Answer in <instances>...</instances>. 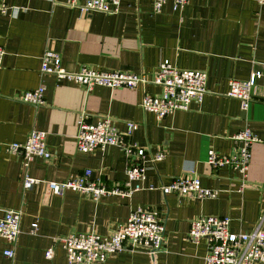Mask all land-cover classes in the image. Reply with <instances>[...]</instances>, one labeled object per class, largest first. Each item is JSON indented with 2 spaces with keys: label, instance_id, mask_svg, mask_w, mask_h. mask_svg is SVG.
I'll use <instances>...</instances> for the list:
<instances>
[{
  "label": "crops",
  "instance_id": "0c3cea01",
  "mask_svg": "<svg viewBox=\"0 0 264 264\" xmlns=\"http://www.w3.org/2000/svg\"><path fill=\"white\" fill-rule=\"evenodd\" d=\"M2 5L9 7L1 13ZM0 42L5 56L0 68V145L24 143L33 131L48 133L50 160L35 159L27 169L40 181L23 186L22 158L0 147V217L21 210V234L15 246L17 264H69L57 241L73 233L110 235L137 209L159 211L165 222L163 250L153 259L144 251H125L101 264H207L206 241H189L191 223L202 216L230 217L234 233H251L264 217V6L257 0H189L175 12L167 3L161 13L153 0H122L118 14H85L54 0H0ZM58 53L62 68L132 71L152 78L161 63L205 71L208 93L188 111L164 119L140 106L143 96H158L161 88L98 86L92 91L67 79L41 73L42 57ZM259 71L250 111L229 98L233 79L249 80ZM45 88V105L20 101L25 91ZM81 114L96 121L110 117L121 132L127 122L139 128L128 139L149 154L165 158L146 163L145 189L131 198L103 197L99 202L73 191H49L46 182H65L92 170V179L107 186L123 184L128 161L120 147L89 153L77 148ZM250 127L259 142L251 148L248 185L240 191L238 174L229 167L211 169L206 161L214 150L231 155L232 137ZM200 175L204 188L218 191L213 199L164 195L163 185L185 173ZM153 187V190L148 189ZM264 220V219H263ZM38 227L33 232L32 225ZM264 228V223H263ZM11 245L0 239V264Z\"/></svg>",
  "mask_w": 264,
  "mask_h": 264
},
{
  "label": "built area",
  "instance_id": "2783aa9c",
  "mask_svg": "<svg viewBox=\"0 0 264 264\" xmlns=\"http://www.w3.org/2000/svg\"><path fill=\"white\" fill-rule=\"evenodd\" d=\"M154 10L161 13L167 3H172L175 12L188 5L189 0H153ZM264 6V0H257ZM54 3L78 9L82 13L118 14L122 0H54ZM9 7L2 5L1 13L5 14ZM5 49L0 42V68L3 64ZM41 73L55 75L59 79L72 81L79 87L92 91L103 86L111 89H144L147 85L161 88L158 96L144 95L140 106L146 112L154 113L158 119H164L176 111H188L192 104L202 103L208 93V74L205 71L186 70L175 67L170 61L160 64L152 78L132 71H101L92 67H82L77 73H67L61 65L58 53L48 50L42 57ZM263 77L259 71L252 73L249 80L230 81L227 96L241 103L242 110L250 111L254 102V90L257 81ZM45 88L25 91L20 101L35 106L45 105ZM77 148L81 153H89L98 149L116 146L124 152L127 161V178L123 184L105 185L100 180L92 179V170L87 169L81 175L65 182H46L49 191L62 195L65 191H73L99 202L103 197L118 196L131 198L135 193L145 189L146 163L148 157L153 163L165 158L163 152L149 154V147H141L128 139L139 128L137 123L127 122V130L121 132L113 124L110 117H98L96 121L85 114L78 120ZM48 133L33 131L24 143H6L0 145L6 152L22 158L24 172L23 186L32 189L40 181L29 177L27 169L37 158L50 160L52 153L48 147ZM235 147L231 155L222 156L210 150L207 165L213 170L224 167L231 168L238 174L239 190L248 185V172L251 162V148L259 139L250 127H245L232 137ZM148 189L153 190V187ZM164 195L176 194L189 199H213L218 191L204 188L200 175L195 172L182 174L174 178L169 185L161 187ZM23 211L6 210L0 217V239L11 245L4 251V257L15 263V246L21 234ZM264 217L251 233H234L231 231V218L220 216H202L191 223L189 241L198 245L206 241L208 251L205 256L207 264H264ZM38 224L32 225L33 232ZM165 222L159 211L137 209L130 214L127 222L120 225L110 235L93 233H73L58 239L66 251L69 264H101L112 256L125 251H144L153 259L164 247L166 233Z\"/></svg>",
  "mask_w": 264,
  "mask_h": 264
}]
</instances>
